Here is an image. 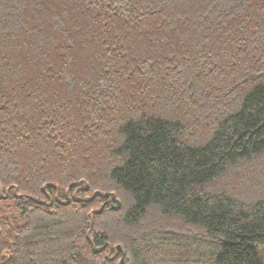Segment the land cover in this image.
Instances as JSON below:
<instances>
[{
  "label": "trees",
  "instance_id": "obj_1",
  "mask_svg": "<svg viewBox=\"0 0 264 264\" xmlns=\"http://www.w3.org/2000/svg\"><path fill=\"white\" fill-rule=\"evenodd\" d=\"M260 160L264 0H0V264H264Z\"/></svg>",
  "mask_w": 264,
  "mask_h": 264
},
{
  "label": "rangeland",
  "instance_id": "obj_2",
  "mask_svg": "<svg viewBox=\"0 0 264 264\" xmlns=\"http://www.w3.org/2000/svg\"><path fill=\"white\" fill-rule=\"evenodd\" d=\"M243 169V170H242ZM234 177H228L224 180L217 182L212 189L217 187V189L228 188L233 190L235 195L239 198L251 200L257 195L264 194V176H257L258 171L264 173V161H256L246 167H242L235 170ZM252 192V193H250ZM255 194V196H253ZM3 203H0L2 207ZM5 205V204H4ZM4 207L0 208L3 209ZM6 216H9L7 214ZM180 226H174L172 229H177L179 232H183V228Z\"/></svg>",
  "mask_w": 264,
  "mask_h": 264
}]
</instances>
